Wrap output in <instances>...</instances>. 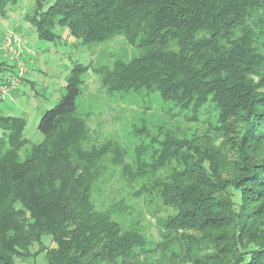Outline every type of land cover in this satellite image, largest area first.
<instances>
[{
  "label": "trees",
  "instance_id": "obj_1",
  "mask_svg": "<svg viewBox=\"0 0 264 264\" xmlns=\"http://www.w3.org/2000/svg\"><path fill=\"white\" fill-rule=\"evenodd\" d=\"M18 1L0 0L2 16ZM47 1L27 14L40 39L125 37L139 53L94 68L106 90L156 92L203 129L143 126L133 163L119 140L88 145L77 98L90 68L76 63L28 153L26 118L0 114V264H264V0ZM0 53V72L17 75L18 56ZM111 164L173 210L153 214L158 241L123 221L124 198L97 203Z\"/></svg>",
  "mask_w": 264,
  "mask_h": 264
},
{
  "label": "rangeland",
  "instance_id": "obj_2",
  "mask_svg": "<svg viewBox=\"0 0 264 264\" xmlns=\"http://www.w3.org/2000/svg\"><path fill=\"white\" fill-rule=\"evenodd\" d=\"M35 3L36 0H19L17 4L8 5L6 16L0 13V43L7 34L16 33L25 44V56L27 52L30 54L23 61L29 70L28 79L32 82L27 83L24 76L18 93L0 102V114L21 116L27 120L25 136L30 140V144L22 153H28L32 144L42 141L43 134L38 128L39 121L44 112L67 93V78L76 63L88 65L90 68L82 74L84 83L77 98V113L87 120L90 127L88 145H99L109 139L119 140L127 150L129 161L133 163L137 147L141 145L143 148L149 144L150 137H143L136 131L143 126H146L151 133L157 132L160 126L176 128L186 134L203 129L201 125L189 124L183 120V115L190 112L180 114L178 108L164 101L156 92L112 94L107 91L94 68L112 64L119 57L130 58L138 54L139 50L128 43L123 36L89 46L71 36L67 28L61 27L56 28L62 36L60 39L55 41L40 39L36 29L27 19V14H31ZM51 3L52 0L47 1L44 8L46 9ZM29 57L33 60L30 61ZM4 58L6 62H10L9 64L14 61L11 55ZM14 62L17 63L16 60ZM17 69L15 67L16 71ZM4 75L6 73L0 72V77ZM208 106L211 108L210 105ZM2 135L0 130V137ZM145 157L148 158L149 153ZM158 174L163 175L164 172ZM127 182L120 171V166L111 164L108 173L99 184V195L95 194L94 198L101 205L100 207H107L108 205L104 204L124 198L127 209L124 211L123 221L130 224L140 221L138 225L144 232L151 239L158 241L160 227L155 222L153 214L165 217L173 210L163 207L156 196L151 197L152 204L148 195L136 196L134 190L137 189V185L131 187ZM17 264H45V262L40 255L36 260L18 261Z\"/></svg>",
  "mask_w": 264,
  "mask_h": 264
},
{
  "label": "built area",
  "instance_id": "obj_3",
  "mask_svg": "<svg viewBox=\"0 0 264 264\" xmlns=\"http://www.w3.org/2000/svg\"><path fill=\"white\" fill-rule=\"evenodd\" d=\"M25 46L19 35L16 33H9L0 43V52L16 54L18 56V74H11L10 76H4L5 81L0 82V102L11 96L12 92L23 84V77L25 76V67L22 64L21 58L25 55Z\"/></svg>",
  "mask_w": 264,
  "mask_h": 264
},
{
  "label": "crops",
  "instance_id": "obj_4",
  "mask_svg": "<svg viewBox=\"0 0 264 264\" xmlns=\"http://www.w3.org/2000/svg\"><path fill=\"white\" fill-rule=\"evenodd\" d=\"M30 50H32V49H30ZM27 55H30V54L27 52ZM27 55H26V56H27ZM26 56L24 55V56L22 57L21 60L23 61V59H24ZM1 57H2V54L0 53V58H1ZM26 59H27V58H26ZM29 60L32 61L33 59H32L31 57H29ZM23 63H24V61H23ZM24 65H25V63H24ZM25 67H26V66H25ZM28 71H29V70H28V68L26 67V75H25V79H27V81H26L27 83H31L32 81H30V80L28 79V76H27V75H28ZM18 91H19V88H17V90L13 91L12 94H11V96L16 95V94L18 93Z\"/></svg>",
  "mask_w": 264,
  "mask_h": 264
}]
</instances>
